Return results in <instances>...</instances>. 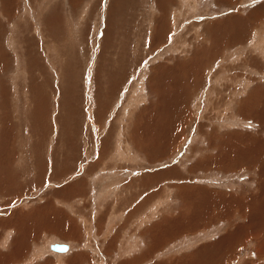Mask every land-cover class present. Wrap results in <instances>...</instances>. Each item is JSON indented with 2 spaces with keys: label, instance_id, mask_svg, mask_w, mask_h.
I'll return each mask as SVG.
<instances>
[{
  "label": "rangeland",
  "instance_id": "1",
  "mask_svg": "<svg viewBox=\"0 0 264 264\" xmlns=\"http://www.w3.org/2000/svg\"><path fill=\"white\" fill-rule=\"evenodd\" d=\"M0 264H264V0H0Z\"/></svg>",
  "mask_w": 264,
  "mask_h": 264
},
{
  "label": "water",
  "instance_id": "2",
  "mask_svg": "<svg viewBox=\"0 0 264 264\" xmlns=\"http://www.w3.org/2000/svg\"><path fill=\"white\" fill-rule=\"evenodd\" d=\"M52 248L54 250H57V251H63L67 248L68 244L65 245V244H60V243H54L53 245H51Z\"/></svg>",
  "mask_w": 264,
  "mask_h": 264
},
{
  "label": "bare ground",
  "instance_id": "3",
  "mask_svg": "<svg viewBox=\"0 0 264 264\" xmlns=\"http://www.w3.org/2000/svg\"><path fill=\"white\" fill-rule=\"evenodd\" d=\"M247 107H248V106H247ZM231 136H232V135H231ZM248 145H249V144H248ZM229 148H230V147H229ZM243 149H244V148H243ZM230 151H231V150H230ZM220 157H221V156H220ZM224 158H225V157H224ZM219 163H220V162H219ZM213 198H214V197H213ZM214 199H215V198H214ZM131 245H132V244H131ZM68 248H69V246H68ZM68 248H67V250H68ZM50 249H51L52 251H54V252H60V251H55V250H53L51 247H50ZM42 250H43V249H42ZM67 250H66V251H67ZM39 252H40V250H39ZM39 252H38V253H39ZM63 252H65V251H63ZM41 253H42V252H41ZM68 253H69V252H68ZM68 253H67V254H68ZM39 254H40V253H39ZM39 254H38V255H39ZM54 254H55V253H54ZM67 254H65V255H67ZM36 255H37V254H36ZM58 255H59V254H58ZM58 255H57V256H58ZM60 256H61V254H60Z\"/></svg>",
  "mask_w": 264,
  "mask_h": 264
}]
</instances>
